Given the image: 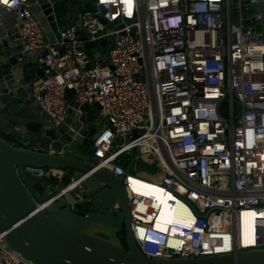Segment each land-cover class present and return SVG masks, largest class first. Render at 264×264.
<instances>
[{"label":"built area","instance_id":"1","mask_svg":"<svg viewBox=\"0 0 264 264\" xmlns=\"http://www.w3.org/2000/svg\"><path fill=\"white\" fill-rule=\"evenodd\" d=\"M33 6L0 0V25L17 29L22 54H45L32 93L53 127L76 104L99 105L103 125L88 160L123 180L142 254L176 260L264 250V34L257 28L264 13L245 16L244 0H96L61 42H51ZM102 40L107 64L84 48ZM138 158L157 161V173H138ZM24 171L48 187L57 170ZM75 181L59 187L81 213ZM140 184L169 195V213ZM49 205L39 202L37 212ZM0 264L34 263L0 233Z\"/></svg>","mask_w":264,"mask_h":264},{"label":"water","instance_id":"2","mask_svg":"<svg viewBox=\"0 0 264 264\" xmlns=\"http://www.w3.org/2000/svg\"><path fill=\"white\" fill-rule=\"evenodd\" d=\"M95 1L30 0L31 13L48 40L61 42L60 33L80 11H93ZM260 1L244 0L245 16L264 13ZM107 43H86L84 48L93 61L95 53L103 54L107 64ZM22 50L17 29L0 25V233L12 250L34 264H264V250L176 260L142 254L134 238L123 180L88 160L98 133L99 105L76 104L66 123L53 127L32 93V84L43 76L39 61L45 54H22ZM51 149L65 154L51 153ZM25 167L75 171L73 185L81 184L83 212L70 208L59 186L42 185V201L50 205L44 214L38 213V202L20 175ZM136 171L155 175L157 161L149 164L138 158Z\"/></svg>","mask_w":264,"mask_h":264},{"label":"rangeland","instance_id":"3","mask_svg":"<svg viewBox=\"0 0 264 264\" xmlns=\"http://www.w3.org/2000/svg\"><path fill=\"white\" fill-rule=\"evenodd\" d=\"M257 28L263 32L264 34V15L262 16V18L258 21V25ZM97 125V122H96ZM103 125V122L101 121L100 124H98V126ZM68 154L76 156L77 154L73 151H68ZM66 170H57L56 172V177L55 179H53L52 183H54L53 185H58L60 187L68 184L71 180H73L72 176L77 175V173L75 171H71V173H67L66 174ZM133 175H138V173L133 169L131 172ZM20 175L22 177V179L24 180L25 184L27 185V187L29 188V190L31 191V193L33 194L36 202H41L42 201V194H43V189H42V185L37 184L34 180V178L29 177L25 171L24 168H20ZM142 177L147 178V176H145L144 174H141ZM58 178H62V182H58ZM42 182V181H40ZM81 189L77 188V191L80 192ZM78 210H82V208L80 207V205L77 207Z\"/></svg>","mask_w":264,"mask_h":264},{"label":"bare ground","instance_id":"4","mask_svg":"<svg viewBox=\"0 0 264 264\" xmlns=\"http://www.w3.org/2000/svg\"><path fill=\"white\" fill-rule=\"evenodd\" d=\"M137 182H135V183H133V184H136ZM140 186L142 187V190L144 191V193H146V194H153V195H155V196H158V195H160V200L161 201H163V204L165 205V209L168 211V205H167V200H169L170 199V197H169V195H163L162 193H160V191L157 189V188H153V187H151V186H145V188L140 184ZM168 213H169V211H168ZM169 220L168 221H171L172 223H174L175 221H173V220H175V219H173L171 216H169V217H167ZM159 229H161V230H163V231H165L166 230V228L164 227V226H160V227H158ZM173 232H175V231H173Z\"/></svg>","mask_w":264,"mask_h":264},{"label":"crops","instance_id":"5","mask_svg":"<svg viewBox=\"0 0 264 264\" xmlns=\"http://www.w3.org/2000/svg\"><path fill=\"white\" fill-rule=\"evenodd\" d=\"M101 56L103 57L104 55L102 54ZM94 58H95V61L99 60V56H98V55H95ZM39 66H42L41 61H39ZM102 122H103V121H102ZM100 123H101V120L98 118V120H97V128H98V129H100V127L102 126V125H101V126H98V124H100ZM13 144H15V145H18V144H19L20 146L22 145L21 143H18V142H16V141H13ZM56 172H57V171H56ZM56 172H55V173H56ZM67 173H71V172H67ZM67 173H66V174H67ZM76 177H77V175L72 176L73 179H75ZM71 181H72V180H71ZM71 181H70V182H71ZM70 182H69V183H70ZM69 183H68V184H69ZM66 185H67V184H66Z\"/></svg>","mask_w":264,"mask_h":264}]
</instances>
